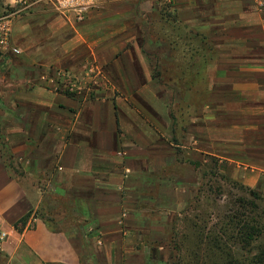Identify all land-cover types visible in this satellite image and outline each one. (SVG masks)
<instances>
[{
	"label": "crops",
	"instance_id": "0c3cea01",
	"mask_svg": "<svg viewBox=\"0 0 264 264\" xmlns=\"http://www.w3.org/2000/svg\"><path fill=\"white\" fill-rule=\"evenodd\" d=\"M130 12L96 0L80 21L37 1L16 19L20 53L0 56V264H134L143 254L134 241L167 239L183 207L169 174L183 142L176 106L196 111L194 150L241 178L249 171L247 184L264 175V0L202 1L183 13L211 49L189 88L154 76L135 24L112 20Z\"/></svg>",
	"mask_w": 264,
	"mask_h": 264
},
{
	"label": "rangeland",
	"instance_id": "374dc122",
	"mask_svg": "<svg viewBox=\"0 0 264 264\" xmlns=\"http://www.w3.org/2000/svg\"><path fill=\"white\" fill-rule=\"evenodd\" d=\"M122 1L130 5L129 18L112 20L124 26L135 24L142 49L147 47L157 60L154 76L164 80L165 86L192 87L196 74L191 71L199 56L207 52L208 46L203 45L207 37L194 31L193 15L185 17L183 13H196V3L212 0ZM7 3L0 0V16L11 10ZM0 56L5 55L0 51ZM179 107H174L173 117L182 135L177 149L181 160L170 164L169 174L178 176L175 179L183 190V207L175 210L170 217L172 224L164 227L167 239L134 241L133 245L143 250L134 264H264L257 259L264 253V175L258 183L249 175L247 184L245 173L249 171L245 170L241 178L226 161L194 150L197 146L188 139V126L196 111L186 105ZM20 163L11 160L9 164L19 173ZM165 193L171 203V191ZM163 194L159 191L155 195L162 198ZM249 230L251 234L246 236ZM98 247L102 245L97 243ZM102 261L90 256L86 264Z\"/></svg>",
	"mask_w": 264,
	"mask_h": 264
},
{
	"label": "built area",
	"instance_id": "2783aa9c",
	"mask_svg": "<svg viewBox=\"0 0 264 264\" xmlns=\"http://www.w3.org/2000/svg\"><path fill=\"white\" fill-rule=\"evenodd\" d=\"M37 1L51 5L58 12L74 13L80 21H83L96 0H16L14 4H11V10L0 16V51L20 53L18 48L13 46L14 24L23 12L33 9ZM5 237V234L0 235V243Z\"/></svg>",
	"mask_w": 264,
	"mask_h": 264
},
{
	"label": "trees",
	"instance_id": "16d2710c",
	"mask_svg": "<svg viewBox=\"0 0 264 264\" xmlns=\"http://www.w3.org/2000/svg\"><path fill=\"white\" fill-rule=\"evenodd\" d=\"M203 45H206L207 46V43H206V38H203ZM205 48H207L206 49V53H203V54H201L200 56H199V58H203V57H205V55L207 56L208 55V53L210 54V50L211 49H209L208 47H205ZM198 58V59H199ZM197 59V60H198ZM198 67H200V64H199V62L198 61H196V70L198 69ZM198 72V71H197ZM197 72H196V75H197ZM175 120V119H174ZM176 124V123H175ZM256 196V195H255ZM29 217H30V215L28 216V217H26L25 219H23L21 222H20V224H26V222H27V220L29 219ZM17 226H19V224L17 225ZM257 228V226L256 227H252V229L254 230V229H256ZM248 229V228H247ZM250 234H251V230H249V233H247V235L246 236H250ZM257 259H259L260 260V262H263L264 263V253L263 252H261L258 256H257Z\"/></svg>",
	"mask_w": 264,
	"mask_h": 264
}]
</instances>
